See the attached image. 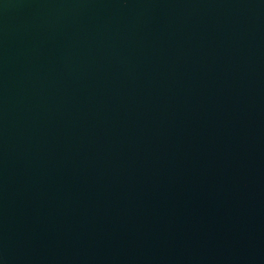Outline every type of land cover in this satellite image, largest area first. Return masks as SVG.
<instances>
[{"label": "water", "instance_id": "1", "mask_svg": "<svg viewBox=\"0 0 264 264\" xmlns=\"http://www.w3.org/2000/svg\"><path fill=\"white\" fill-rule=\"evenodd\" d=\"M0 264H264V0H0Z\"/></svg>", "mask_w": 264, "mask_h": 264}]
</instances>
